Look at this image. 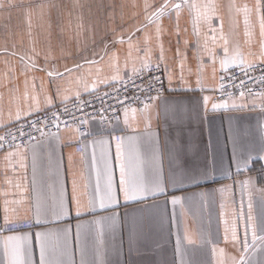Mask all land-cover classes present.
I'll use <instances>...</instances> for the list:
<instances>
[{"label": "crops", "instance_id": "0c3cea01", "mask_svg": "<svg viewBox=\"0 0 264 264\" xmlns=\"http://www.w3.org/2000/svg\"><path fill=\"white\" fill-rule=\"evenodd\" d=\"M262 21L264 0H0V128L149 62L168 86L0 152V264H264V95L214 99L264 61Z\"/></svg>", "mask_w": 264, "mask_h": 264}, {"label": "built area", "instance_id": "2783aa9c", "mask_svg": "<svg viewBox=\"0 0 264 264\" xmlns=\"http://www.w3.org/2000/svg\"><path fill=\"white\" fill-rule=\"evenodd\" d=\"M168 91L164 65L149 62L130 75L94 92L80 95L70 101L47 109L0 128V152L15 146L30 145L34 141L75 127L79 135L89 129L91 119H99L107 126L131 108L147 110L155 99ZM264 95V61L236 64L225 70L214 91L215 100L240 96ZM55 114V115H54ZM31 223L4 224L8 232L30 227Z\"/></svg>", "mask_w": 264, "mask_h": 264}, {"label": "snow or ice", "instance_id": "6c2138e0", "mask_svg": "<svg viewBox=\"0 0 264 264\" xmlns=\"http://www.w3.org/2000/svg\"><path fill=\"white\" fill-rule=\"evenodd\" d=\"M177 9L179 8V6L177 5L176 6ZM261 28L262 30H264V21H262L261 23ZM222 64H223V61H222ZM214 108L217 107L216 105L213 106ZM55 115V114H54ZM0 139H3L2 137H0ZM0 147H2V145H0ZM119 152H120V145L119 143L117 144V158L119 159ZM120 185H121V190L124 191L125 193V196L128 197L129 195H135L137 192H140V191H148L149 189L145 186H142V185H136V184H132L130 186H125L126 185V181L124 179V169H123V166H122V169H121V181H120ZM160 186V182L159 180L157 181L155 187H159ZM112 193L111 191H109L107 193V198L108 199H112ZM173 203H176L175 200H173ZM64 208L63 206L61 205V207L59 208V212H64ZM77 215H80V213L78 212ZM249 221L252 220V217L251 215H249L248 217ZM252 231H253V240L256 239V234H255V227L253 226L252 228ZM39 233L37 234V236L39 237ZM10 239H13V238H10ZM261 239H264V237H262ZM248 245H247V226H246V231H245V242H244V247L246 248ZM42 255H43V250H42Z\"/></svg>", "mask_w": 264, "mask_h": 264}]
</instances>
